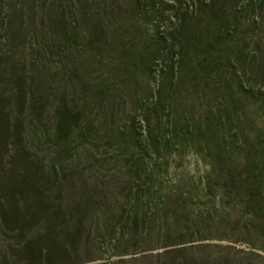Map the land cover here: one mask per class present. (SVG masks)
I'll return each mask as SVG.
<instances>
[{
    "label": "rangeland",
    "instance_id": "obj_1",
    "mask_svg": "<svg viewBox=\"0 0 264 264\" xmlns=\"http://www.w3.org/2000/svg\"><path fill=\"white\" fill-rule=\"evenodd\" d=\"M27 1L0 0V115L9 127L0 136V186L11 183L12 171L21 173L29 166L46 204L59 214L50 226L44 218H34L21 230L0 212V264H23L15 231H65L67 226L81 234L78 254L65 259L70 264H264V202L257 211L247 210L233 192L181 210L169 231L157 220L142 222L145 210L151 212L142 196L138 225L130 224L135 198L125 195L137 183H130L129 151L117 137L129 134L132 124L141 132L139 113L152 108L158 75H171L152 64L154 26L166 0H33L29 8ZM223 2L215 0V9L223 10ZM7 4L11 9L24 4L26 17L15 10L7 13ZM261 12L262 27L251 22V15L238 20V33L251 29L244 53L259 42L260 31L264 35V7ZM261 48L256 58L246 56L245 75H260ZM235 54L236 42L224 58ZM194 60L186 57L180 75H203ZM224 64V59L204 64V75H232L222 69ZM200 89L172 93L174 103L181 96L177 110L182 116L203 111ZM63 110L76 115L69 132L57 128ZM203 155L189 149L173 152L164 185L170 188L175 178L205 174L210 158ZM181 182L183 188L186 182ZM2 195L6 211L19 210ZM16 198L20 206L23 199ZM149 200L151 208L155 197ZM76 205L81 213L72 211ZM165 232L169 241H188L149 249L164 241ZM165 249L176 250L164 254Z\"/></svg>",
    "mask_w": 264,
    "mask_h": 264
},
{
    "label": "trees",
    "instance_id": "obj_2",
    "mask_svg": "<svg viewBox=\"0 0 264 264\" xmlns=\"http://www.w3.org/2000/svg\"><path fill=\"white\" fill-rule=\"evenodd\" d=\"M32 1H27L28 8ZM214 1L166 0L154 26L153 38L157 47L153 67L171 75H158L156 90L151 93L154 104H151L152 108L150 105L144 107L139 113L141 132L137 133L132 121L129 134L117 137L129 151L126 164L130 183H137L134 192L130 188L125 195L127 199L131 196L135 198L129 209L133 211L130 224L135 227L139 221L136 208L142 196L147 199L145 208L151 209L149 214L148 209L145 210L142 222L152 225L157 220L165 231L174 227L181 210L186 212L193 206L198 208L216 194L233 192L240 203L248 207L247 210L257 211L261 207L256 206L264 202V65H259L262 70L260 75H245L242 64L248 54L251 53L254 59L261 52L264 35L260 31L259 42L255 43L250 53H244L251 29L239 33L236 30L238 20L250 15L254 18L251 22L262 27L264 0H223V10L215 9ZM9 6L7 4L4 8L7 13L15 10L20 18L26 17L24 4H17L18 9ZM166 11L168 13L164 18ZM57 16L60 17L59 14ZM235 42L237 54L225 59L230 44ZM188 55L195 59L196 68H201L203 75H180V66ZM221 59L226 61L222 69L232 75H204V64L217 65ZM189 87L201 88L204 109L199 114L192 111L182 116V111L177 110V105L182 102L181 96L176 98L179 103H174L172 93L184 92ZM207 87L211 90L206 92ZM206 96L209 97L206 99ZM23 101L25 99L21 104ZM165 110L164 117L157 115ZM75 116L63 110L57 128L69 132ZM7 120L0 115V136L9 128ZM182 149H189L195 154L204 152V158L207 154L209 169L196 179L194 176L182 177V180L175 178L168 188L164 182L168 176L170 157L173 152L176 154ZM52 172L57 171L54 169ZM11 175V183L1 185L0 192L19 210L6 211L1 203L0 212L5 222L22 230L29 220L44 218L50 226L59 211L46 204L29 166H25L21 173L12 171ZM183 180L186 184L182 188ZM59 182L61 185V179ZM17 195L23 199L20 206ZM151 197H155V201L150 208ZM72 211L81 213L82 208L76 205ZM15 232L23 264H70L73 261L65 259L78 254L80 231H71L68 226L65 231H46L45 228L44 231ZM164 234V241L149 249L188 241H169L168 234ZM175 250L165 249L163 253ZM100 258L97 256L96 259Z\"/></svg>",
    "mask_w": 264,
    "mask_h": 264
}]
</instances>
